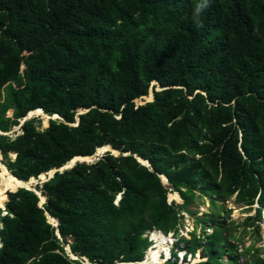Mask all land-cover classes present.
Wrapping results in <instances>:
<instances>
[{"label": "trees", "instance_id": "16d2710c", "mask_svg": "<svg viewBox=\"0 0 264 264\" xmlns=\"http://www.w3.org/2000/svg\"><path fill=\"white\" fill-rule=\"evenodd\" d=\"M31 110L61 118L6 133ZM96 151L41 197L28 181ZM233 196L258 204L242 223L258 233L264 0H0V264H139L144 235L176 236L197 198L201 232L160 264H243L255 244L239 249ZM254 250L245 264H264Z\"/></svg>", "mask_w": 264, "mask_h": 264}, {"label": "rangeland", "instance_id": "374dc122", "mask_svg": "<svg viewBox=\"0 0 264 264\" xmlns=\"http://www.w3.org/2000/svg\"><path fill=\"white\" fill-rule=\"evenodd\" d=\"M138 102H139V100H137V103ZM47 124H48L47 118L43 116V119L39 123V127L43 129L44 127L47 126ZM103 153L104 152L100 153L98 157H100ZM94 160H96V157L93 158L91 161H94ZM42 182L43 181L41 179L38 180L33 185V188L36 189V185L38 183H42ZM118 199H119V197H118ZM168 200L171 201L170 198ZM220 204L226 206V208L230 210L231 219L235 222V225H238L235 229H233V233L237 239H239V238L241 239V240H239V247H240L239 249L242 250L245 247H248L254 243L255 244L254 249L261 248L260 254L262 257H264V216H262V220L259 223L260 229H259L258 233H256L251 227H247V232H246L244 230V225H242L243 221L245 220V218L247 216L255 214V208L257 207V204L255 203L252 208H247L246 204L235 201V196L229 198L228 200H226L224 202H220ZM189 209L190 210H196L197 213L196 214L185 213V216L183 218V223L180 227L179 233L176 236H174L173 233H169L168 236L165 235L166 242H164L163 244H158V242L156 240L155 241L153 240L152 233L155 231L151 232V234L148 233L149 238L153 240V243H151L149 245V247L147 248L145 258L147 257L148 251H149V256H151L152 258H156L157 252L160 251L159 260L161 257H164V258H162V261L158 262V264L164 263L165 261L168 260L167 259L168 252H169V256H170L171 251L176 249L175 248L176 247V241L178 238L189 237L190 236L189 232L195 228H197L198 233L201 232V223L199 222L198 219H200V217H202L205 212H210L212 210V208L210 207V201L208 200V198H203L202 201L199 198H197L195 201H193L189 205ZM263 215H264V212H263ZM144 236H146V234ZM152 245H153V247L150 248ZM68 246H70V245L68 244ZM65 249L67 252H69V250L67 249V245L65 246ZM254 249L248 253V256H246V257L241 256V262L243 264H245L246 260L251 259L252 255L255 252ZM198 253L199 252H197V254L195 256H197ZM225 261L227 262V259H225ZM124 264H126V263H124ZM127 264H129V263H127ZM130 264H132V263H130ZM139 264H141V262ZM143 264H147L146 260L143 261Z\"/></svg>", "mask_w": 264, "mask_h": 264}, {"label": "water", "instance_id": "95a60500", "mask_svg": "<svg viewBox=\"0 0 264 264\" xmlns=\"http://www.w3.org/2000/svg\"><path fill=\"white\" fill-rule=\"evenodd\" d=\"M154 83V82H153ZM149 96H152V88L150 89V91H149ZM145 99H147V100H150V99H148V97H144ZM32 111H36V110H31V111H29L28 112V114L25 116V117H22L21 119H20V124L18 125V126H16L15 128H13V130H11L10 132H6V133H11V132H13V131H16L17 129H19L20 128V126H21V124H23V122L25 121V120H27V119H29V118H31L34 114H35V112H33V113H30V112H32ZM79 112H82V111H79ZM38 115H41V116H43L42 114H39V113H37ZM44 115H45V117H47V118H61L58 114H54V115H48V114H46V113H44ZM47 126H48V124H47ZM2 132V131H1ZM107 145H110V144H107ZM111 146V145H110ZM107 150H110V151H112V152H114L115 154H119V151L118 150H115L112 146H111V149H107ZM106 150V151H107ZM99 154L97 153V151L93 154V155H89V156H75L74 158H75V160H74V162L71 164V165H68V164H64L62 167H60V168H53V169H51V170H53V172L52 173H50V171H48V172H46L44 175H43V177H41L40 179L44 182V181H46V180H48L49 178H51L53 175H54V173L56 172V171H62V170H64V169H67V168H70V167H72L77 161H84V160H86V159H80V158H82V157H88V158H90V157H93V158H95L96 157V159H98L99 157ZM79 157V158H78ZM93 158H90L89 160H87V161H91ZM141 162L142 163H146L147 164V161L146 160H141ZM16 177V176H15ZM19 179V178H18ZM31 179H36L37 181L38 180H40V179H37V178H35V177H31L28 181H30ZM22 180V179H21ZM22 181H25V180H22ZM27 182V181H26ZM23 186H25V185H22V186H20V187H23ZM19 188V187H18ZM18 188H16V190L18 189ZM31 189V188H30ZM39 196H40V191H37L36 189H33ZM41 197V196H40ZM43 203V201H42V199L40 200V205ZM5 207V206H4ZM47 217L49 218H52L49 214H47ZM56 234L60 237V232H59V230H58V219H57V225H56ZM0 245H2V241L0 240ZM69 250L71 251V249H70V246H69ZM71 256H73V254H71ZM140 263V262H139Z\"/></svg>", "mask_w": 264, "mask_h": 264}, {"label": "clouds", "instance_id": "9594fccd", "mask_svg": "<svg viewBox=\"0 0 264 264\" xmlns=\"http://www.w3.org/2000/svg\"><path fill=\"white\" fill-rule=\"evenodd\" d=\"M257 205H258V204H257ZM263 216H264V215H263ZM153 231H154V230H153ZM160 231H161V230H160ZM151 232H152V231H149L148 233L151 234ZM148 233H147L146 235H148V237H149V234H148ZM163 233H164V232H163ZM171 233H173V232H171ZM164 234H165V233H164ZM165 235H167V234H165ZM149 241H150L151 243H153V240L150 239V238H149ZM198 252H199L198 254L200 255V260H201L202 258H201L200 251H198ZM179 253H180V254H179ZM196 254H197V252H196L195 254H192V253H190V252H189V253H186L185 250H179V251H178V255H179L180 257H184V255L187 256V263H186V264H193V263H195V262H198V261H194V260L196 259V257L198 256V255L195 256ZM171 255H172V251H171ZM171 255L168 256L167 259H170V257H172ZM161 256H162V255H161ZM162 258H164V257H162ZM162 258H161V259H162ZM144 259H145V258H144ZM144 259H143V260H144ZM167 259H166V260H167ZM143 260H142V261H143ZM200 260H199V261H200ZM139 262H141V261H139ZM139 262H138V263H139ZM129 263H132V262H129ZM126 264H127V263H126ZM157 264H158V263H157ZM184 264H185V262H184Z\"/></svg>", "mask_w": 264, "mask_h": 264}, {"label": "bare ground", "instance_id": "6f19581e", "mask_svg": "<svg viewBox=\"0 0 264 264\" xmlns=\"http://www.w3.org/2000/svg\"><path fill=\"white\" fill-rule=\"evenodd\" d=\"M33 112H35V114H37V113H39V114H42L44 117H45V115H44V113H42L41 111H32V112H30V113H33ZM47 118V117H46ZM32 180V179H31ZM34 180V179H33ZM29 184V183H28ZM28 184H23L22 182L20 183V185H26L27 187H28ZM152 238H153V240L155 241H157L158 242V244H163L164 242H166V238H165V235L164 234H161L160 232H158V231H155V232H153L152 233ZM161 259V258H160ZM143 262V261H142ZM142 262H141V264H142ZM156 263V262H155ZM154 263V264H155Z\"/></svg>", "mask_w": 264, "mask_h": 264}]
</instances>
